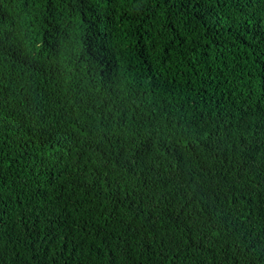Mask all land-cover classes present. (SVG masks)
<instances>
[{"label": "trees", "instance_id": "16d2710c", "mask_svg": "<svg viewBox=\"0 0 264 264\" xmlns=\"http://www.w3.org/2000/svg\"><path fill=\"white\" fill-rule=\"evenodd\" d=\"M0 264H264V0H0Z\"/></svg>", "mask_w": 264, "mask_h": 264}]
</instances>
